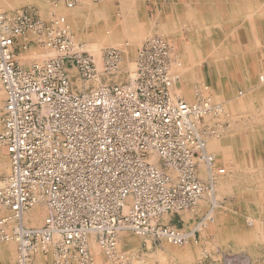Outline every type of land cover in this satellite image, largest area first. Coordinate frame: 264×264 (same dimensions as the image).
I'll return each mask as SVG.
<instances>
[{
  "label": "built area",
  "instance_id": "2783aa9c",
  "mask_svg": "<svg viewBox=\"0 0 264 264\" xmlns=\"http://www.w3.org/2000/svg\"><path fill=\"white\" fill-rule=\"evenodd\" d=\"M56 18L0 11V149L10 161L0 178V239L15 243V264L36 253L51 264H98L95 249L107 264H131L118 251L120 233L183 245L190 234L160 218L193 208L212 192L213 171L225 172L206 150L219 136L201 123L219 108L173 93V50L162 37L142 44L124 83L110 81L120 73L119 50L103 49L108 79L100 81L95 59ZM26 34L50 57L23 69L11 39ZM71 68L97 85L73 90ZM36 205L47 214L31 227L23 216Z\"/></svg>",
  "mask_w": 264,
  "mask_h": 264
},
{
  "label": "crops",
  "instance_id": "0c3cea01",
  "mask_svg": "<svg viewBox=\"0 0 264 264\" xmlns=\"http://www.w3.org/2000/svg\"><path fill=\"white\" fill-rule=\"evenodd\" d=\"M19 1L23 3L24 1L32 0H9L12 7H14L16 3L19 5L15 6L12 10L0 9V11L6 14H12L22 10L28 12L35 18L41 19L39 15L41 6L27 2L20 5ZM258 2V0H101L95 4L94 9L89 8L87 11H83L86 12V16L89 18L88 23L85 25L88 26L92 24L91 26H93L91 34L87 32L88 34L86 33L83 35H85V39L95 41L96 44L102 45L103 47H106L107 44L109 46L111 44H118L125 49L129 47V50L135 53L140 49L138 45L141 44L143 38L154 36L158 33L163 34L164 31L169 30L168 32H171L168 40L175 45L176 52L179 45V61L192 63L190 66L188 63L183 64L186 68L179 77V82L185 79L187 80L185 83L190 84L189 87H191V84L197 83L195 79L200 77L203 78V80L201 79L203 82H201L205 85L203 76L207 74L209 77L223 78L225 80L227 77L236 78L244 74H251L253 76L256 75L257 71H260L261 63H263L257 56H260L259 54L264 51L262 46L264 25L261 18L253 17L251 19V27H248L249 20L247 19V8L249 6L250 10H253L254 5H257ZM23 8L28 9L25 10ZM258 13V11L253 10V14ZM81 16L80 14L78 17L81 18ZM71 18V14L68 13L65 17L63 16L61 20L64 23H70L72 21ZM100 25L113 28L114 35L119 36V41L116 39V36L111 40L99 39L98 37L101 36L102 31L95 30ZM220 30L223 32L224 38H226V36L229 37V41L226 38L225 42L223 41L224 43L221 42L217 44L219 47L217 50L215 41H212L209 48L204 50L202 48L203 40L213 38L215 33ZM86 31H88V28H86ZM180 34L188 36L189 39L186 42H177L176 40ZM165 38L167 39V36ZM113 40L117 41L115 42ZM256 43H258V45H256ZM36 47H39L41 52L45 50L46 53V49L38 46L30 34L11 39V50L14 54L16 63L23 69H28L32 62L38 61L35 58L29 59V56L22 58L23 54L29 53V51L31 52V50ZM119 52L121 54L120 50ZM124 52L126 51L123 50V53ZM180 54H182V56ZM181 58H184V60ZM190 59L192 61H190ZM216 59L220 61L219 65H217V62H213ZM201 60L207 61V64L205 66L199 64L197 67L193 65V61ZM245 70L247 72L243 73ZM76 76V71L71 68L70 77L71 88L73 90L94 86L90 83L81 82ZM225 80H223V82H225ZM223 82L220 79L216 80V87H222L224 85ZM210 90L212 93L214 92L212 89ZM179 92L183 93L182 97L186 101L192 102L190 91L185 93L179 87ZM237 130L238 129L234 127L229 134L223 136L224 138L226 137L225 139L229 141V144L221 150L223 152L220 158L221 161L218 162L217 160L216 168H223L226 172V176H215V180L213 179L215 185H217L219 181L230 179L237 167L241 171L244 170L245 161L242 162V160H239V157L246 156L245 150L247 149L250 151V157H255L257 155L254 154L257 150V142L263 141L262 138H257V136L253 134H240ZM212 143L211 139L207 140L206 150L208 153L214 155L212 152V147L214 145ZM262 150L264 151L263 148ZM259 156H261V154H259ZM9 170L10 161L8 155L4 150L0 149V178L5 177L9 173ZM199 172L200 178L203 181H207L208 176L203 171L202 167H200ZM214 173L215 170L213 171V174ZM199 201L201 203L205 202L203 198ZM199 201L196 203V206H194V209L170 212L162 215L160 218L161 222L165 225L176 226L175 228L190 234V239L192 238L195 241L194 237H196L197 231L195 229V219H197L201 207ZM33 211L35 210L31 208L30 211L25 213V216L27 215L26 218L28 217L27 221L30 220L29 217L34 215ZM1 213L2 212H0V215ZM40 223H42V219L36 224L39 225ZM119 240H121V237ZM137 242V246L130 249V252L133 253L131 254L133 257L132 260L137 259L144 264H161L160 262H162V264L195 263L192 259L193 262L189 259H181L182 257H179L178 254L172 256L161 241L138 239ZM190 248L189 246L180 252H184L185 250L190 251ZM11 249L10 246L0 249V264H13V262H11ZM161 259L164 260V262ZM169 259L171 260L169 261ZM29 264H51V260L49 257H44L36 253Z\"/></svg>",
  "mask_w": 264,
  "mask_h": 264
},
{
  "label": "rangeland",
  "instance_id": "374dc122",
  "mask_svg": "<svg viewBox=\"0 0 264 264\" xmlns=\"http://www.w3.org/2000/svg\"><path fill=\"white\" fill-rule=\"evenodd\" d=\"M65 1L66 0H32V1H24V2L37 4L41 6L39 15L41 19H43L44 21L48 20L49 17L53 15L61 21V24L69 26L68 23H64L61 20V18H63V16L65 17L66 14L70 13L72 16L71 19H76L77 26H75L73 29L69 27L70 32L73 35L75 42L84 45L86 52L89 53L95 59L98 70L100 72L98 76L100 81H105L108 79L106 77V74L101 72L102 67L100 66L101 65L100 54L102 50L105 48L119 49L121 51V56H122L119 67L120 73L118 76L110 78V81L121 83V82H128L132 78H134L135 59L137 57V52L134 53L131 50H129V47H126L125 49L123 46L121 45L119 46L118 44H111L110 46L106 45V47H103L102 45L96 44L95 41L85 39L86 37L83 34H86L87 32L91 34L90 32L91 30H93L92 29L93 26L90 27L89 25L86 26L85 24L82 25V23L78 21L79 17L76 16L75 13L71 12L72 10H74L73 12L77 11L81 13L83 11H87V9L89 8L94 9L95 4L101 0H81V1L75 0L73 7L69 9L66 8ZM258 1L259 2L257 3V5L256 4L254 5L253 10L260 12L262 5L264 8V2H263L264 0H258ZM19 2L20 5L25 4L24 2L23 3L21 1ZM10 3L11 2H9V0H0V9L12 10L15 8V6L19 5L18 3H16V5L12 7ZM258 7L260 8L257 9ZM23 9L26 10L28 8H23ZM86 28H88V31H86ZM97 30L102 31L101 33L107 36L105 38L107 40L114 39L116 36L114 35L113 28H111L110 26L104 27L100 25L99 27H97L95 31ZM222 33L223 32L221 30L217 31L215 33L216 36L214 35L213 38L210 39L207 38L203 40L204 42L202 48L204 50H207L211 42L215 41L216 50H217L219 48L217 44H220L223 41L225 42L226 38L229 41V37L226 36V38H224ZM154 36L162 37L171 46L173 50V55H172L173 59L171 60L170 67L172 68V63L175 61L176 58L175 45L171 43V41L163 37L161 33L156 34ZM154 36L143 38L141 44L138 45V48H140L141 45L147 39L152 38ZM116 37H117L116 39H118L119 41V36ZM188 39H189L188 36L186 35L184 36L180 34V36H178L176 41L186 42ZM93 43L96 44L95 46L97 48L92 47L94 46ZM123 50H125L126 52L123 53ZM47 51L48 50H46V53L45 50L41 52L39 47H36L35 49L31 50V52L29 51V53L23 54L22 58L29 56V59L35 58L36 60L40 61L50 57V51L48 52ZM217 63H218L217 65L220 64V62ZM199 64L205 66L207 64V61H202V60L193 61V65L195 67H197ZM170 70L172 76H174V71L172 69ZM258 76H264V72L257 71L255 81L258 80ZM76 77L78 79V76ZM201 79H202L201 77L198 79L196 78L195 81L197 83H194L193 85L191 84V87H189L190 84L188 83L183 84L181 81L179 82V79L176 77L173 93L176 94L175 92H177V89L180 87V89L183 92L184 90H187V92L190 91V94L192 95L193 98L194 95L193 91H194L196 92L195 93L196 98L193 102H195L196 99L198 101L197 96H199L205 101L211 103L212 107L215 108L217 106L216 108H219L218 113L216 114L213 113L214 115L213 114L208 115L201 120L202 124L209 125L212 128V130L216 132V136L217 135L219 136V137L214 136L209 138L213 142L212 144L214 146L216 145V143H219V140L223 141V139L226 138V137L224 138L223 136L229 134L234 127L238 129L237 131L240 134L246 133L248 135L253 134V131H256L258 127H263L264 123L262 121L260 122V112L259 109H257L258 106L256 104V95L258 92L256 88L258 86L257 87L253 86V88H251L250 86L246 87V85L243 86L238 84L236 85L235 90L232 91L228 96L220 95L219 97L216 98L215 93H212L210 88L208 89L207 86L204 85V83H202L203 81ZM223 80L225 79L222 78V81ZM90 84L97 85L95 82H90ZM245 94L249 95L250 97V103L254 106L255 115L253 116V115H249L248 113L245 114L240 113L236 117L231 116L230 113L228 112L227 106L232 102L240 101L242 98H244ZM3 105H4V94L0 89V130H1V112L3 109ZM261 143L262 142H260V144H257V150L254 152L255 155L257 154L255 157H250V151L248 149L245 150L246 156L239 157V160H242V162L245 161L244 170L241 171L237 167V169H235V172L234 174H232V177L230 179L219 181L217 185L213 183V187H215L214 190L211 192L213 193V195L210 196L209 193L201 197L205 200V202L201 203L199 201V203H201V207H200L199 215L197 219H195V227H196L195 229L197 230L196 237H194L195 241L191 238L189 239L188 242H186V244H183L181 246H173L171 244L166 243L165 241H161L162 244H164V246L167 247V250L172 256H174L175 254H178L179 257L183 256L184 254L189 255L188 253L185 252L190 253L191 251L192 254L194 255V257L191 259L196 264H262L264 262V151L262 150ZM262 146L264 147V145ZM206 147H207V142H206ZM258 151L261 153H259ZM259 154H261V156H259ZM215 159L218 160V162L221 161L217 157H215ZM225 174L226 172L224 173V175ZM224 175L223 174L220 175L215 172L212 176V179L215 180L217 176L221 177ZM191 209H194V207ZM41 210H40L41 213H39V215L37 216L38 217L37 222L38 220L41 221V219L43 222V219L46 217L47 212L44 209V207ZM27 225L31 227H40L42 223H40L39 225L37 224L32 225L27 223ZM120 235H123L125 238L124 241L121 240L118 241V251L122 256L124 255L126 256V254H129L131 256V254H133L130 252V249L135 248L137 246L138 239L149 240L148 238L143 239L131 235L129 233H120ZM228 237L230 240L228 239ZM7 246H11L12 248L11 262L15 264L16 256H17L15 243L12 242L6 243L0 239V249L5 248ZM189 246L191 247L190 251L186 250L185 252H180L181 250ZM95 256L98 264H107L103 259V256L99 252H97L96 249H95ZM170 260L171 259H169V261ZM139 262L140 261H138L137 259L131 260V264H144L143 262L142 263Z\"/></svg>",
  "mask_w": 264,
  "mask_h": 264
},
{
  "label": "bare ground",
  "instance_id": "6f19581e",
  "mask_svg": "<svg viewBox=\"0 0 264 264\" xmlns=\"http://www.w3.org/2000/svg\"><path fill=\"white\" fill-rule=\"evenodd\" d=\"M81 1V0H80ZM264 2V1H263ZM101 5V4H100ZM143 5V4H142ZM261 5H262V3H261ZM78 6V5H77ZM263 6V5H262ZM261 7V6H260ZM260 7H258L257 9H259ZM248 10V27H251L250 25H251V19L253 18V17H258V18H261L262 19V21H263V25H264V8L262 7L261 8V11L258 13V14H253V10H250V7L248 6V8H247ZM256 9V8H255ZM256 9V10H257ZM74 10H72L71 12L72 13H75V15L76 16H79L80 14L82 15L81 16V18L79 17V22L80 23H82V25L83 24H87L88 23V17L86 16V12H77V11H75V12H73ZM155 13V12H154ZM84 19H85V21H84ZM221 20V19H220ZM245 20V19H244ZM91 22V21H90ZM92 23V22H91ZM68 27H70L71 29H73L75 26H77V22H76V19H72V21L70 22V23H68ZM80 25V24H79ZM90 25V24H89ZM92 25V24H91ZM90 25V26H91ZM159 25V24H158ZM87 26V25H86ZM81 27V26H80ZM84 31V30H83ZM169 30H166V31H164L163 32V36L164 37H166L167 36V39H168V37L170 38V36H169V34H170V32H168ZM162 32V31H161ZM80 33V32H79ZM91 33V32H90ZM158 33V32H157ZM158 34H160V33H158ZM134 35V34H133ZM73 36V35H72ZM107 36H105V34H103V33H101V36L100 37H98L99 39H103V40H107V39H105ZM139 37V36H138ZM159 37V36H158ZM174 39V38H173ZM183 40V39H182ZM256 40V39H255ZM140 41V40H139ZM257 41V40H256ZM255 41V42H256ZM261 41V40H260ZM103 43V42H102ZM89 44V43H88ZM190 44V43H189ZM252 44V43H251ZM250 44V45H251ZM90 45V44H89ZM93 45L94 46H92V47H96L95 45L96 44H94L93 43ZM108 45V44H107ZM186 45V44H185ZM256 45H258V43H256ZM88 46V45H87ZM90 46V47H91ZM262 46H263V48H264V38H263V41H262ZM191 47V46H190ZM257 47V46H256ZM256 47H255V49H256ZM97 48V47H96ZM186 48H188V47H186ZM178 50H177V52H176V58H175V61L172 63V68L170 67V69H172L173 71H174V76H172L175 80H176V77L179 79V77L182 75V73H183V71L185 70V68H186V66H184L183 64H185V63H188V65L190 66L192 63L191 62H187V61H183V62H181V61H179V45H178V48H177ZM182 49V48H181ZM89 50H90V48H89ZM183 50V49H182ZM214 50V49H213ZM92 51V50H91ZM215 51V50H214ZM94 52V51H93ZM227 53V52H226ZM181 56H182V54H180ZM260 56H257L258 57V59H260V60H262L263 61V63H261V68H260V72H264V51L263 52H261L260 54H259ZM188 58V57H187ZM181 59H183L184 60V58H181ZM255 60V59H254ZM259 60V61H260ZM190 61H192L191 59H190ZM214 63H216V62H220L219 60H215V61H213ZM188 68V67H187ZM190 68V67H189ZM245 72H247L246 70L243 72V73H245ZM209 73V72H208ZM172 74V73H171ZM261 74V73H260ZM208 75V74H207ZM207 75H205V76H203L204 77V81H205V85L207 86V88L209 89H212L214 92L213 93H215V95H216V98L217 97H219L220 95H229L232 91H234L235 90V87H236V85H238V84H240V85H246V87H251V88H253V86H255V87H257L256 89L258 90V92H257V95H256V104H257V109H259V112H260V122L262 121L263 123H264V76H258V80L257 81H255V78H256V75H251V74H244L243 76H241V77H227L226 78V80L225 81H227V82H223V86L222 87H219V88H217L216 87V85H215V81L216 80H218V79H220V80H222L221 78H218V79H215V77H209V76H207ZM262 75V74H261ZM176 76V77H175ZM192 77V76H191ZM202 80H203V78H202ZM182 81V83H185V82H187V80H185V79H182L181 80ZM260 83V84H259ZM184 90V89H183ZM184 92L185 93H187V90H184ZM176 93V95L177 96H180L183 100H185L183 97H182V92H180L179 93V88L177 89V92H175ZM193 93H194V95H193V98H192V102H188V101H186L187 103H189V104H193V103H195V102H193L194 100H195V93L196 92H194L193 91ZM227 109H228V112L230 113V115L231 116H233V117H236L237 115H239L240 113H242V114H245V113H248L249 115H255V110H254V106L250 103V97H249V95H244V98H242L240 101H236V102H232V103H230L228 106H227ZM224 111H225V108H224ZM239 113H238V112ZM257 111V110H256ZM224 113V112H223ZM211 115V114H210ZM214 115V114H213ZM211 118V117H210ZM257 119V118H256ZM259 120V119H258ZM257 120V121H258ZM253 135L254 136H257V138H262L263 139V141H261L262 143H261V147L264 149V147L262 146V145H264V124H263V127H258V129L256 130V131H253ZM229 144V142L228 141H226L225 139H223V141L221 140V141H219V143H216V145L215 146H213L212 147V152L214 153V158L215 157H217L218 159H220L221 158V154L223 153L221 150H223V148H225V146L226 145H228ZM257 144H260V142H258ZM210 148V147H209ZM216 159H215V164H216ZM251 166H252V164H251ZM6 173H7V171H6ZM224 175V174H223ZM218 177V176H217ZM214 188L215 187H213V189H212V191L214 190ZM206 195V194H205ZM210 196L211 195H213V193H210L209 194ZM214 200V199H213ZM198 203V202H197ZM43 207L44 206H42V205H36V206H34L33 207V210H35V211H33V214L34 215H32L31 217H29V219L30 220H28L27 221V218H26V216H25V214H24V216H23V218L26 220V223H29V224H32V225H34V224H36L37 223V219H38V215H39V213H41V209H43ZM44 209H45V207H44ZM41 210V211H40ZM2 214V213H1ZM39 221V220H38ZM176 227V226H175ZM193 230V229H192ZM229 231V230H228ZM192 234V233H191ZM230 235V234H229ZM255 235V234H254ZM259 236V235H258ZM121 237V241H124V236L123 235H120L119 236V238ZM193 237V236H192ZM231 237V236H230ZM261 237V236H260ZM227 238V237H226ZM256 238V237H255ZM189 239H190V236H188L187 237V240H186V242H188L189 241ZM228 239H229V237H228ZM254 239V238H253ZM227 240V239H226ZM230 240V239H229ZM253 241V240H252ZM186 242L184 243V244H186ZM236 242H237V240H236ZM243 242V241H242ZM13 243V242H12ZM238 244V243H237ZM233 246V245H232ZM235 246H237V245H235ZM246 246V245H245ZM11 247V246H10ZM240 247V246H239ZM186 251V250H185ZM184 251V252H185ZM185 253H188L189 255H187V254H184L183 256H181L182 258L181 259H183L184 260V258H185V260L187 259H189V260H191V258H193L194 257V255L192 254V252H185ZM199 255V254H198ZM164 259V258H163ZM162 260V259H161ZM163 262H164V260H162ZM140 263V262H139ZM142 263V262H141ZM161 264H162V262H160ZM262 264H264V262L262 263Z\"/></svg>",
  "mask_w": 264,
  "mask_h": 264
}]
</instances>
